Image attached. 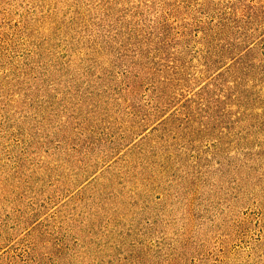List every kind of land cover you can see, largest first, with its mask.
Returning a JSON list of instances; mask_svg holds the SVG:
<instances>
[{
    "label": "rangeland",
    "instance_id": "rangeland-1",
    "mask_svg": "<svg viewBox=\"0 0 264 264\" xmlns=\"http://www.w3.org/2000/svg\"><path fill=\"white\" fill-rule=\"evenodd\" d=\"M0 264H264V0H0Z\"/></svg>",
    "mask_w": 264,
    "mask_h": 264
}]
</instances>
